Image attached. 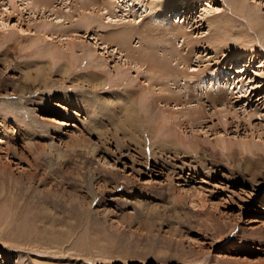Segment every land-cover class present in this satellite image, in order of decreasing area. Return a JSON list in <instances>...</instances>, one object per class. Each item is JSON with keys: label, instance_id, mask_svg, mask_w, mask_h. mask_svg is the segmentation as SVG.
<instances>
[{"label": "rangeland", "instance_id": "rangeland-1", "mask_svg": "<svg viewBox=\"0 0 264 264\" xmlns=\"http://www.w3.org/2000/svg\"><path fill=\"white\" fill-rule=\"evenodd\" d=\"M170 1L0 0V264H264V0Z\"/></svg>", "mask_w": 264, "mask_h": 264}, {"label": "bare ground", "instance_id": "bare-ground-1", "mask_svg": "<svg viewBox=\"0 0 264 264\" xmlns=\"http://www.w3.org/2000/svg\"><path fill=\"white\" fill-rule=\"evenodd\" d=\"M38 1H41V0H38ZM170 1V0H169ZM244 0H238V2H237V5H238V7H239V9H241L242 8V2H243ZM171 2V1H170ZM29 3H32V1H30ZM84 3L86 4V6L88 7V6H96V8L98 9V11H102V13H105L106 14V12L108 13L111 9H113V7H115V2H114V0H84ZM169 2L167 1L166 3H165V5L163 6V8L164 7H166V5L168 4ZM162 8V9H163ZM107 9V10H106ZM105 10V11H104ZM124 11V10H123ZM163 14H164V18L162 19V23H163V25H161V27H162V35H161V39L160 40H162V41H166L168 38L170 39L171 37H170V34H172V37H173V39H177L178 37H180V35L181 34H184V32L182 33L181 31H180V29L179 28H182V26H179V28L177 27V26H175V25H173L172 23H169L168 21H169V19L168 18H166L165 17V11L163 12ZM108 17H112L113 15H111V14H106ZM113 18V17H112ZM122 18V17H121ZM89 21V20H88ZM166 23H168V24H166ZM0 24H1V26H5L4 24H3V22H0ZM87 24H89L88 22H87ZM120 27H122V28H120V29H118V30H116V31H108L107 32V34H105L104 35V37L106 38V39H108L109 41H111V42H115L116 44H118L119 46H122V47H126V46H128L129 45V40H130V38L129 37H131V34H133L134 33V30L133 29H131V28H129V29H131L130 31L131 32H129V31H127V29L126 28H128V27H130L129 26V24L127 23V25L125 24V23H122V25L120 26ZM152 26L150 25V24H146L145 25V31H143L142 32V29H138L137 31H135V35H138V37L139 38H141V39H145V37H146V42L147 43H149V44H152L153 42H154V40H152L151 38H149V37H147L146 36V34L149 32V33H153L154 34V32L152 31V29H150ZM4 28V27H3ZM3 28H0V29H3ZM126 31V32H125ZM175 31H177V32H175ZM128 32V33H127ZM102 38H100V40H101ZM142 41V40H141ZM103 45H104V48L105 47H107L106 45H105V42H103ZM47 52H49V53H45L47 56H50L52 59H53V61L54 62H56L59 58H57L58 56L56 55V54H54V53H52L51 51H47ZM132 56V55H131ZM133 57V56H132ZM161 59H159L158 60V63L161 65V66H164V69L166 70V74H168V65H167V62H164V58H162V57H160ZM137 59V58H136ZM149 59V57L148 56H146V59L145 60H148ZM164 59V60H163ZM163 60V61H162ZM157 63V64H158ZM53 65V63H52V61H49L48 62V67L50 66V68H51V66ZM49 68V69H50ZM48 69V70H49ZM66 71L68 70V68L67 69H65ZM161 98L160 99H165V100H168V95H161L160 96ZM217 97V96H216ZM123 99V101H124V105L126 106V108L127 109H134L135 107H136V110L137 111H139V108H140V105H139V103H141L140 101H141V99L140 100H133V101H129L128 100V98H125V97H123L122 98ZM143 105V104H142ZM2 116L3 115H0V123H1V125H4V124H6L5 122L7 121L6 120V118H2ZM12 130V134L10 135V137L11 138H13L14 139V137H16V136H19V134H22V132H23V129H22V126H20L19 124H17V122H15L14 123V128H12L11 129ZM25 130V129H24ZM27 131V130H26ZM27 133V132H26ZM151 133V132H150ZM149 133V134H150ZM146 136V138L144 137V140L146 141H148V142H150L152 139H153V134H150L149 136H148V134H146L145 135ZM24 137H26L25 136V134H24ZM18 138V137H17ZM35 147H37V145L35 144V143H32L31 145H30V147H28V149H29V151L31 150V149H33L35 152H38V151H36L35 150Z\"/></svg>", "mask_w": 264, "mask_h": 264}]
</instances>
